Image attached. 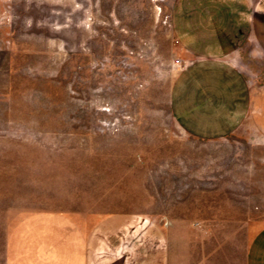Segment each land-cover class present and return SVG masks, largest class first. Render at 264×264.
<instances>
[{
  "label": "rangeland",
  "instance_id": "rangeland-1",
  "mask_svg": "<svg viewBox=\"0 0 264 264\" xmlns=\"http://www.w3.org/2000/svg\"><path fill=\"white\" fill-rule=\"evenodd\" d=\"M197 58L248 87L224 135L171 112ZM53 211L106 220L96 264L166 246L168 264H245L264 226V0H0V256Z\"/></svg>",
  "mask_w": 264,
  "mask_h": 264
},
{
  "label": "crops",
  "instance_id": "crops-1",
  "mask_svg": "<svg viewBox=\"0 0 264 264\" xmlns=\"http://www.w3.org/2000/svg\"><path fill=\"white\" fill-rule=\"evenodd\" d=\"M248 96L246 82L235 68L197 58L173 80L171 112L195 136H220L240 124L249 108ZM29 218L4 234L0 264H96V258L106 257L98 247L106 237L105 219L92 225L89 214L61 211L35 213ZM110 256L114 264H168L167 246L144 253L114 249ZM245 264H264V226L253 236Z\"/></svg>",
  "mask_w": 264,
  "mask_h": 264
},
{
  "label": "built area",
  "instance_id": "built-area-1",
  "mask_svg": "<svg viewBox=\"0 0 264 264\" xmlns=\"http://www.w3.org/2000/svg\"><path fill=\"white\" fill-rule=\"evenodd\" d=\"M173 63L177 66H180V67H182L184 65V62L179 58L174 59Z\"/></svg>",
  "mask_w": 264,
  "mask_h": 264
}]
</instances>
